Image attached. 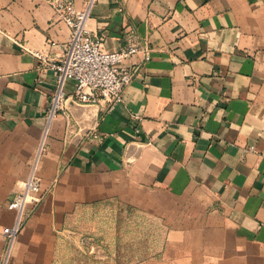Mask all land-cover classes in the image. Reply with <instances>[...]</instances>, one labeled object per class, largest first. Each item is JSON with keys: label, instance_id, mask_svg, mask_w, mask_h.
Here are the masks:
<instances>
[{"label": "crops", "instance_id": "1", "mask_svg": "<svg viewBox=\"0 0 264 264\" xmlns=\"http://www.w3.org/2000/svg\"><path fill=\"white\" fill-rule=\"evenodd\" d=\"M52 1L0 0V264L5 203L35 164L45 197L6 264H115L75 236L117 209L160 231L129 264H264V0H96L91 33L109 51L133 35L151 59L131 61L110 113L67 84L50 115L55 80L34 53L59 59L71 37Z\"/></svg>", "mask_w": 264, "mask_h": 264}, {"label": "built area", "instance_id": "2", "mask_svg": "<svg viewBox=\"0 0 264 264\" xmlns=\"http://www.w3.org/2000/svg\"><path fill=\"white\" fill-rule=\"evenodd\" d=\"M96 0H86L83 9L75 6L74 0H53L56 18L71 29V37L59 59L34 53L41 69H50L55 82V94L50 115L62 107L66 98L67 84L73 85L70 96L80 104H97L110 113L123 101L124 92L131 83L135 70L132 60L140 58L148 62L152 49L135 37H128L126 45L118 51H109L103 38L95 36L88 28L87 20ZM138 119V116L134 115ZM41 150V149H40ZM41 179L33 165L28 178L10 196L5 207L14 212L13 222L2 230L8 242L4 264L15 239L24 229L33 211L44 200Z\"/></svg>", "mask_w": 264, "mask_h": 264}, {"label": "rangeland", "instance_id": "3", "mask_svg": "<svg viewBox=\"0 0 264 264\" xmlns=\"http://www.w3.org/2000/svg\"><path fill=\"white\" fill-rule=\"evenodd\" d=\"M128 218L118 209L111 213L101 210L92 216L86 214L77 227L76 240L86 237L106 243L115 264H129L136 256H152L160 248V231L150 219H144L143 228L137 229Z\"/></svg>", "mask_w": 264, "mask_h": 264}, {"label": "water", "instance_id": "4", "mask_svg": "<svg viewBox=\"0 0 264 264\" xmlns=\"http://www.w3.org/2000/svg\"><path fill=\"white\" fill-rule=\"evenodd\" d=\"M73 103H76L74 100H72Z\"/></svg>", "mask_w": 264, "mask_h": 264}]
</instances>
